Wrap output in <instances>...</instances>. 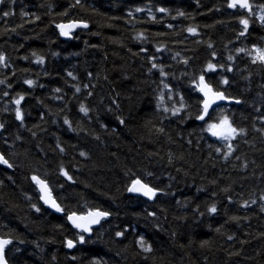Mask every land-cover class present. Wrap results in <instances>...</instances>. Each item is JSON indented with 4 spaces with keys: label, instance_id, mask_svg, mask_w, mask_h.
Segmentation results:
<instances>
[{
    "label": "trees",
    "instance_id": "1",
    "mask_svg": "<svg viewBox=\"0 0 264 264\" xmlns=\"http://www.w3.org/2000/svg\"><path fill=\"white\" fill-rule=\"evenodd\" d=\"M229 5L0 0L8 161L0 235L11 241L9 264H264V63L254 62L264 0ZM70 21L88 27L61 35L57 25ZM201 76L238 102L197 119ZM224 117L237 130L228 139L207 131ZM34 176L62 214L41 202ZM134 180L153 199L129 192ZM92 209L109 215L89 235L68 223L69 212Z\"/></svg>",
    "mask_w": 264,
    "mask_h": 264
},
{
    "label": "snow or ice",
    "instance_id": "2",
    "mask_svg": "<svg viewBox=\"0 0 264 264\" xmlns=\"http://www.w3.org/2000/svg\"><path fill=\"white\" fill-rule=\"evenodd\" d=\"M76 4L80 5L81 4V0H76ZM237 4H239V6L241 8H248L249 4H248V0H232V3L229 5V7H236ZM137 11H141V9H137ZM159 11H165V9H159ZM7 15V13L5 14ZM181 15H183V13H181ZM241 24L244 25L245 29H247L248 26V20L247 19H242L240 21ZM58 28L61 29V35L63 36H68L70 34V32L77 28V27H83V28H87L88 25L86 23H82V22H71L67 25L61 24V25H57ZM189 32H195V29H188ZM244 33H241V35H243ZM239 51H244V49H240ZM257 52V56L254 60V62H256V60L264 63V50L261 49H256ZM229 59H231V57H229ZM4 60V58L2 56H0V63H2ZM39 62H43V59L40 58ZM153 67H155V65H153ZM208 69L209 70H214L215 66L212 64L208 65ZM163 74V73H162ZM69 75H71V73H69ZM200 82H201V86H200V91L204 93V101H203V113L197 117V119L199 120H205V117L209 115V109L216 103L217 100H222L225 99L223 93H219V92H213L212 88L204 83V77L201 76L200 77ZM0 83H2V81H0ZM25 83L31 85L33 83V81H25ZM224 83H227V81L225 80ZM165 87H167V85H165ZM77 91H79V89H77ZM23 99V97H20V99L16 100V104L19 105L20 101ZM181 107H183V103H181ZM167 111V109H165ZM81 111L83 112H87V109L81 105ZM180 109L177 108L174 110V114L176 112H179ZM16 117L17 119H22V114L19 110V108L17 109L16 112ZM65 123H67V121H65ZM207 131L209 133H211V135L218 137V138H222V139H228L231 136L235 135L237 130L235 128H233L231 126V124L228 121L227 117H224L222 120H220L219 123H210L208 124L207 127ZM241 132L243 130H240ZM229 149L231 150L230 146ZM219 151V150H218ZM81 155H85L84 153H81ZM227 155V154H226ZM0 163H4V164H8V161L5 160L2 156H0ZM9 167H11V165H9ZM65 175H67V173H64ZM37 184L41 185V191L46 193V196H42V199H44L45 203H51V206L56 208L57 211H62V209L59 208V206L55 203V201L51 200V196L50 193H47V185L44 184V182L42 180H40L38 177H33L32 178ZM129 192H142L143 195L148 196L149 198L153 197L156 195V192L154 189L148 187V185L146 184H142L140 180H135L133 181V186L130 187L128 189ZM210 212H215L216 209L215 207H212L209 209ZM109 215V213L107 212H102V211H95V212H90L88 213L87 216H77L75 213H73L72 215L68 216V219L73 223V225L76 228H80L83 231H90V225H94V224H98L100 223L101 219L107 217ZM83 221H86V223H82ZM123 233L118 232L116 235L117 236H121ZM83 236H81V241H83ZM11 243L10 240H0V264H7L5 258H4V248L5 245ZM141 245L143 246V240L140 241ZM67 246L69 248L73 247V242L71 240L68 241ZM149 249H146V251Z\"/></svg>",
    "mask_w": 264,
    "mask_h": 264
},
{
    "label": "water",
    "instance_id": "3",
    "mask_svg": "<svg viewBox=\"0 0 264 264\" xmlns=\"http://www.w3.org/2000/svg\"><path fill=\"white\" fill-rule=\"evenodd\" d=\"M230 1V4L232 3V0H229ZM248 4H249V0H248ZM237 6H239V4H237ZM240 7V6H239ZM246 9H249V7L248 8H246ZM71 22H74V21H70V22H65V23H61V24H64V25H67V24H69V23H71ZM75 22H78V21H75ZM82 23H84V22H82ZM60 24V25H61ZM61 30V29H60ZM74 30V29H73ZM72 30V31H73ZM69 36V35H68ZM204 83H206V84H208L210 87H211V85L207 82V81H205L204 80ZM200 86H201V82H200V78H199V80H198V90H199V92H200V94H201V96H202V103H201V107H202V112H201V114L203 113V101H204V99H205V97H204V93L203 92H201L200 91ZM212 88V87H211ZM212 90H213V92H219V93H223V95H224V97H225V99H222V100H217L216 101V103L209 109V111L211 110V109H213L214 107H216L217 105H221V104H231V103H237L238 102V100H235V99H233L232 97H228V96H226L225 94H224V92L223 91H221V90H214L213 88H212ZM207 117V116H206ZM205 117V118H206ZM1 156V155H0ZM35 177H38V176H35ZM39 178V177H38ZM40 179V178H39ZM40 180H42V179H40ZM43 181V180H42ZM135 181V180H134ZM141 181V183L142 184H146V183H144L142 180H140ZM44 182V181H43ZM34 183H35V185H36V188H37V191H38V193H39V197H40V200H41V202L48 208V209H50L52 212H54V213H56V214H62V212L63 211H57L56 210V208H54V207H52L51 206V203H45V201H44V199H42V196H46V193L45 192H43V191H41V185H39V184H37L35 181H34ZM44 184H46L45 182H44ZM47 185V184H46ZM146 185H148V184H146ZM133 186V182L131 183V185L129 186V188L130 187H132ZM148 187H150L149 185H148ZM151 188V187H150ZM47 193H50V196H51V200H53V201H55V203L59 206V208L61 209V207H60V205L58 204V202L54 199V197H53V195H52V192L50 191V188H49V186L47 185ZM132 193H134V194H138V195H141V196H143V197H145V198H147V199H153V197H151V198H149L148 196H145V195H143V193L142 192H132ZM95 211H102V210H99V209H92V210H88V211H86V212H83V213H77V212H69L68 214H67V221H68V223L73 227V228H75L76 230H78V231H80V232H82V233H84L85 235H89L90 233H91V230L94 228V227H96L98 224H94V225H90V231H83L82 229H80V228H76L74 225H73V223L68 219V216H70V215H72L73 213H75L77 216H87L88 215V213H90V212H95ZM102 212H105V211H102ZM102 220V219H101ZM82 223H86V221H83ZM0 240H8V238H5V237H2L1 235H0ZM70 239H68L67 241H66V246H67V243H68V241H69ZM72 241V240H71ZM73 242V241H72ZM73 244H74V242H73ZM7 245H5V247H6ZM68 247V246H67ZM69 248V247H68ZM4 258H5V260H6V257H5V248H4ZM6 262H7V260H6ZM7 264H9L8 262H7Z\"/></svg>",
    "mask_w": 264,
    "mask_h": 264
},
{
    "label": "rangeland",
    "instance_id": "4",
    "mask_svg": "<svg viewBox=\"0 0 264 264\" xmlns=\"http://www.w3.org/2000/svg\"><path fill=\"white\" fill-rule=\"evenodd\" d=\"M219 123V122H218Z\"/></svg>",
    "mask_w": 264,
    "mask_h": 264
}]
</instances>
